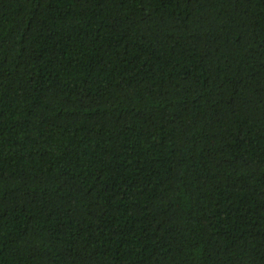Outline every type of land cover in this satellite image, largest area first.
<instances>
[{
    "label": "trees",
    "instance_id": "trees-1",
    "mask_svg": "<svg viewBox=\"0 0 264 264\" xmlns=\"http://www.w3.org/2000/svg\"><path fill=\"white\" fill-rule=\"evenodd\" d=\"M0 264H264V0H0Z\"/></svg>",
    "mask_w": 264,
    "mask_h": 264
}]
</instances>
